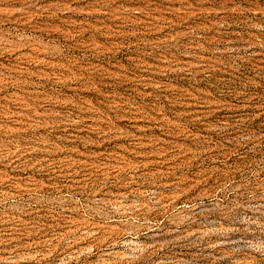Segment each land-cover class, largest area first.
Here are the masks:
<instances>
[{"label":"rangeland","instance_id":"374dc122","mask_svg":"<svg viewBox=\"0 0 264 264\" xmlns=\"http://www.w3.org/2000/svg\"><path fill=\"white\" fill-rule=\"evenodd\" d=\"M0 264H264V0H0Z\"/></svg>","mask_w":264,"mask_h":264}]
</instances>
